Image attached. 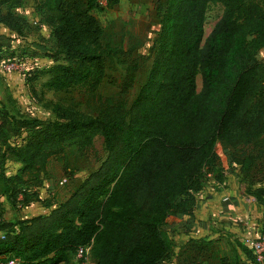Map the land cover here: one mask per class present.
<instances>
[{"label":"trees","instance_id":"trees-1","mask_svg":"<svg viewBox=\"0 0 264 264\" xmlns=\"http://www.w3.org/2000/svg\"><path fill=\"white\" fill-rule=\"evenodd\" d=\"M103 1L112 7L121 0ZM101 4L45 0L56 62L38 74L47 76V91L94 96L101 87L113 52L93 15ZM216 4L222 14L205 37L206 12ZM157 11L154 58L129 107L132 77L100 97L95 116L61 111L21 145L0 150V196L13 209L39 200L24 175L37 181L51 157L86 151L95 138L107 155L47 215L13 223L0 214V264H70L79 248H89L94 264H163L165 222L190 215L205 171L216 166V145L243 150L241 173L264 158V65L256 58L264 48V0H166ZM7 155L20 165L15 175L2 173ZM245 249V261L233 264H255Z\"/></svg>","mask_w":264,"mask_h":264},{"label":"rangeland","instance_id":"rangeland-1","mask_svg":"<svg viewBox=\"0 0 264 264\" xmlns=\"http://www.w3.org/2000/svg\"><path fill=\"white\" fill-rule=\"evenodd\" d=\"M165 3L166 0H121L108 7L102 0V11H95L93 15L103 30V46L110 47L113 52L106 60V76L97 93L89 96L78 88L67 92L47 91L42 86L47 79L44 75L27 76L30 80L26 85L19 83L20 88L16 86L14 94L6 88L0 93V124L4 125L0 131V150H6L9 145H21L31 129L55 120L61 111L95 116L100 97L115 95L132 77L131 88L125 96L129 107L148 76L160 29L157 9L160 6L164 8ZM221 14L219 4L209 6L204 25L205 37ZM42 47L45 52L41 58H50L56 64L52 57V41L47 40ZM256 58L264 65V48ZM197 88H200L199 77ZM215 153L216 166L205 171L203 191L198 194L190 215H172L165 222L163 230L169 254L163 264H233L240 259L245 261L242 256L246 248L243 238L263 231L264 197L259 198L257 193L264 189V158L256 161L254 168L246 174L239 170L244 158L242 149L232 150L218 143ZM106 156L102 140L95 138L92 148L86 151L74 147L64 157H51L44 174H40L37 181L24 175L39 200L13 209L0 196V214L13 223L47 215L95 173ZM19 168L20 165L7 155L2 173L15 175ZM70 264L80 263L72 256ZM82 264H94L90 253ZM255 264H258L257 259Z\"/></svg>","mask_w":264,"mask_h":264},{"label":"crops","instance_id":"crops-1","mask_svg":"<svg viewBox=\"0 0 264 264\" xmlns=\"http://www.w3.org/2000/svg\"><path fill=\"white\" fill-rule=\"evenodd\" d=\"M43 5L45 0H0V66L7 61L22 66L21 73L12 74H4L0 68V93L8 89L14 94L19 83L26 85L29 81L27 76L38 75L54 64L50 58H41L43 43L52 41ZM254 257L258 264H264V255L261 259Z\"/></svg>","mask_w":264,"mask_h":264},{"label":"built area","instance_id":"built-area-1","mask_svg":"<svg viewBox=\"0 0 264 264\" xmlns=\"http://www.w3.org/2000/svg\"><path fill=\"white\" fill-rule=\"evenodd\" d=\"M37 22H33L36 25ZM1 71L4 74L21 73L22 66L20 62L17 61H7L1 64ZM226 201V199H225ZM242 243L245 247L250 249L258 259L264 255V234L258 233L254 235H248L243 238ZM89 254V248H79L76 252V259L84 261ZM15 261H10L8 264H15ZM83 263V262H82ZM81 263V264H82Z\"/></svg>","mask_w":264,"mask_h":264}]
</instances>
